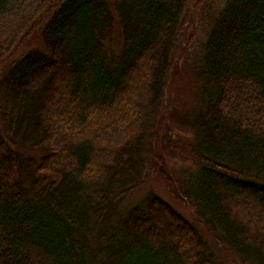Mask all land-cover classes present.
I'll use <instances>...</instances> for the list:
<instances>
[{
    "label": "trees",
    "instance_id": "16d2710c",
    "mask_svg": "<svg viewBox=\"0 0 264 264\" xmlns=\"http://www.w3.org/2000/svg\"><path fill=\"white\" fill-rule=\"evenodd\" d=\"M191 3L195 167L175 176L145 154V127ZM47 5L37 46L0 67V264H264V0ZM153 174L189 216L153 188L129 200Z\"/></svg>",
    "mask_w": 264,
    "mask_h": 264
},
{
    "label": "rangeland",
    "instance_id": "374dc122",
    "mask_svg": "<svg viewBox=\"0 0 264 264\" xmlns=\"http://www.w3.org/2000/svg\"><path fill=\"white\" fill-rule=\"evenodd\" d=\"M50 2L51 0H45L44 3L38 4L37 0H23L16 6L14 10L16 13H7L0 17V67L6 60L17 57L28 47L37 46L36 23L43 14L44 5L46 4L47 8ZM205 7L207 9V4ZM200 8H202L200 4L198 6L194 3L189 4L190 27L179 37L181 52L185 53V57L178 60V67L171 72L160 105L154 116L147 119L145 127L150 146L145 154L152 157L155 166L157 162L164 161L166 170L175 176H180L184 170L190 172L191 168L195 167V160L190 151L192 127L189 122V111L196 103L197 97L194 79L187 67L189 62L187 59L197 42L203 40L205 22L201 21ZM149 188H153L185 215H190L186 204L168 191L164 179L158 174L151 175L144 184L135 188L129 200L132 203L136 202ZM223 252L222 249L218 250L219 255L224 256ZM225 259L230 264H242L231 254L225 256Z\"/></svg>",
    "mask_w": 264,
    "mask_h": 264
}]
</instances>
